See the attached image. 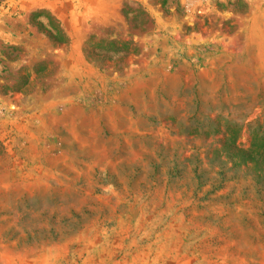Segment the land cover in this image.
<instances>
[{
  "label": "rangeland",
  "instance_id": "1",
  "mask_svg": "<svg viewBox=\"0 0 264 264\" xmlns=\"http://www.w3.org/2000/svg\"><path fill=\"white\" fill-rule=\"evenodd\" d=\"M0 264H264V0H0Z\"/></svg>",
  "mask_w": 264,
  "mask_h": 264
},
{
  "label": "trees",
  "instance_id": "2",
  "mask_svg": "<svg viewBox=\"0 0 264 264\" xmlns=\"http://www.w3.org/2000/svg\"><path fill=\"white\" fill-rule=\"evenodd\" d=\"M60 37L62 38V35H60ZM61 40V39H60Z\"/></svg>",
  "mask_w": 264,
  "mask_h": 264
}]
</instances>
